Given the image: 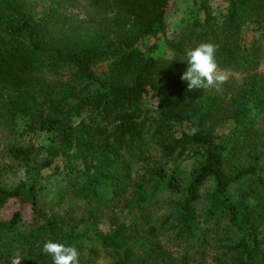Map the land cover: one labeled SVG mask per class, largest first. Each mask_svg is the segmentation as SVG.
Returning a JSON list of instances; mask_svg holds the SVG:
<instances>
[{
    "label": "trees",
    "instance_id": "16d2710c",
    "mask_svg": "<svg viewBox=\"0 0 264 264\" xmlns=\"http://www.w3.org/2000/svg\"><path fill=\"white\" fill-rule=\"evenodd\" d=\"M169 1L0 0L2 156L22 173L12 187L0 183V264L15 252L19 264H53L48 239L79 253L90 243L112 264H192L206 231L230 233L222 254L231 264H264V79L254 71L264 34L247 40L264 28V0H225L221 20L201 0L202 20L164 38L168 57L154 56L144 39L164 33ZM201 42L216 45L230 73L219 91L181 80ZM20 122L21 137L47 142L14 141ZM225 124L232 135L219 133ZM194 148L190 171L163 164ZM244 152L249 160L230 162Z\"/></svg>",
    "mask_w": 264,
    "mask_h": 264
},
{
    "label": "rangeland",
    "instance_id": "374dc122",
    "mask_svg": "<svg viewBox=\"0 0 264 264\" xmlns=\"http://www.w3.org/2000/svg\"><path fill=\"white\" fill-rule=\"evenodd\" d=\"M201 0H170L167 12H166V19H165V29L164 33H157L155 35H148L144 39V47L147 53H151L154 56H164L168 57L170 55V50L167 48L164 38L167 39H176L183 35L186 29V26H190L195 20L201 21L203 13L201 12L199 8V2ZM210 11L212 15L217 19L221 20L223 15L225 14L227 3L225 0H207ZM79 11L80 10H75ZM197 27L198 25L195 24ZM264 34V28L258 29L256 31H251L247 34V40L251 41L256 37H259V35ZM262 50L260 54V58L258 60V65L256 66L257 71L259 74H261L262 78L264 79V41L262 40ZM156 45L152 47V45ZM103 66V65H102ZM101 67H99L100 69ZM253 72V71H250ZM64 76H69L67 74H64ZM156 100V96L153 94H149L146 103L149 105H152L154 101ZM255 112V110H253ZM264 119L263 117H261ZM232 126L230 124H225L223 126H220L219 133L222 134H231ZM21 131H23V123L20 122V127L15 129V131L12 133L11 137L14 139V141L19 142H30V141H36L39 143H46L47 138L46 136H39L34 137L32 135H24L20 136ZM2 134H0V137ZM4 140L0 138V165H7L8 167L0 172V183L3 184L6 187H12L14 186L17 181L20 179L22 173L20 170L17 171V169L11 168L9 165L11 164L8 161V158H5L2 156V148H3ZM202 152L201 149H193L188 150L186 154L182 155L180 159L178 160H169V162H163V164H166L167 167L170 166H178L179 169H181L183 172L190 171L199 161L200 159V153ZM257 152L261 154V158L259 160L258 166L264 167V139L259 142L257 147ZM150 156L152 155L155 159L159 160L158 151L156 149H150L149 151ZM151 156V157H152ZM152 157V158H153ZM247 160H249L247 154L241 153L239 158L237 160H233L231 163H244ZM168 163V164H167ZM60 166H62V163H59ZM133 168H138L139 164L137 162H133ZM244 165H247L245 163ZM229 167V165H228ZM50 173V172H46ZM243 182L240 184L234 185L230 192L233 199H236L238 197V193L242 188ZM211 187V182H208L201 190V199L197 205L198 209V215H200L206 205V197L208 194V190ZM78 214H80V210H78ZM208 223L202 221V217L198 221L197 224V235L201 234V231H204L206 225ZM106 227L105 225H102ZM261 235L264 236V227L261 229ZM205 240L208 241V244L206 246H203L202 249H199V252H197L193 258H192V264H210L213 260V255H217L218 257H221L223 260L222 264H231L233 263V260L231 256H226L222 254V245H224L229 238H232L229 234H225L224 236L221 235L220 237H216L211 232L206 231L204 233ZM91 248V244L88 243L86 245V249L81 251L79 253V264H112L114 259L113 257L106 251L101 248H96L94 251H88V249ZM4 264H19V258L17 257L16 252L13 254V256L9 257L6 261L1 260Z\"/></svg>",
    "mask_w": 264,
    "mask_h": 264
},
{
    "label": "clouds",
    "instance_id": "9594fccd",
    "mask_svg": "<svg viewBox=\"0 0 264 264\" xmlns=\"http://www.w3.org/2000/svg\"><path fill=\"white\" fill-rule=\"evenodd\" d=\"M217 47L212 42H201L186 53L187 68L181 80L187 82L188 90L214 88L217 91L230 78L227 69L219 67L216 59ZM192 129L190 134H195ZM42 251L51 256L53 264H79V252L75 246L48 239Z\"/></svg>",
    "mask_w": 264,
    "mask_h": 264
}]
</instances>
